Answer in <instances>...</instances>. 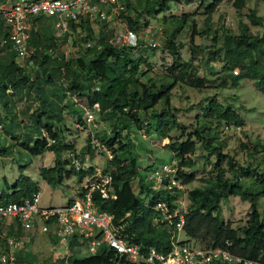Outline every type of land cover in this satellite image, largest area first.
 <instances>
[{"label": "trees", "instance_id": "16d2710c", "mask_svg": "<svg viewBox=\"0 0 264 264\" xmlns=\"http://www.w3.org/2000/svg\"><path fill=\"white\" fill-rule=\"evenodd\" d=\"M2 1L5 3L8 0ZM194 1L145 0L143 3V0H137L132 3L126 0L127 8L140 15L138 19L130 18L128 27L140 33L150 26L149 20L141 21L144 14L155 18L170 12L173 5H190ZM229 1L239 15L249 2ZM221 3L222 0H211L206 8L203 34L213 36L214 46L220 45L210 53V72L205 75H200L194 55L199 47L193 48L191 59L186 61L175 43L187 17L182 20L167 18L173 29L166 28L163 32L170 34L171 40L166 49L173 61L162 82L155 77L146 79L143 66L147 63V58L139 50L110 44L112 32L108 31L106 25L105 32L96 45L90 48L85 46V57L66 61L64 55L61 56L63 52L60 42H67L71 34L78 30L87 31L88 38L94 40L89 21L72 24L71 31L60 38L48 35L46 28L38 30L34 27L30 46L35 48L36 66L31 70L18 64L16 53L9 47H0L1 135L19 138L21 146L31 156H41L47 152L55 154L54 166L40 171L41 178L53 189L59 188L65 179L74 176L78 177L81 184L91 171H78L74 166L73 161H79L74 153L76 147L66 142L62 125L65 124L67 111L76 115L79 124L83 126H86L85 108H90L95 115L99 114L100 119L112 127V134L94 135L88 151L94 155L96 141L100 144L98 150L111 154L110 169L103 171V174L110 175L112 180L107 187L109 198L104 199L100 192H96L93 196L94 204L99 211L113 217L119 234L129 245L138 246L145 256L151 249L168 256L174 249L178 232L175 223L170 224L164 213L156 210L158 201L171 206L170 191H154L148 180L140 176V161L130 137L132 130L146 128L160 138L168 137L175 130L182 133L189 130V127L178 121L171 108L172 91L179 84L204 90L210 86V77L221 73L225 76L221 84L225 89L239 87L245 79L255 81L258 87L264 89V37L253 34L249 25L240 24L239 34L225 30L219 38L213 28V15ZM44 18L46 17H37L33 22L37 24ZM247 18L253 26H262L264 22L263 17L258 16L255 10H251ZM176 23L178 25L174 27ZM6 36L7 32L0 25V40ZM78 99H84L87 107L81 105ZM161 102L162 110L157 111L156 107ZM96 104L99 105L98 109L95 108ZM27 119L30 125L23 126L22 123ZM245 126V120L233 107L214 98L204 107L187 140H172L170 143L168 148L178 167L177 178L187 186L196 180L195 173L187 170H193L197 166L190 156L195 154L198 144L216 159L212 176L204 179L203 186L188 192L190 204L183 229L188 241L180 244L195 241L202 248L228 249L248 260L264 263V217L260 211V201L264 199V170L254 162L249 165L238 164L224 153L226 144L219 137L221 129H241ZM20 129L23 134L17 137L16 132ZM262 148L264 151V145ZM67 153L71 154V158L64 159L63 156ZM11 154L10 147L0 145V157ZM135 181H138V193L134 190ZM83 192L84 188L81 196ZM37 193L38 184L22 175L0 201L20 203ZM232 197H239L250 203L248 221L239 229L223 218L222 204ZM72 202L71 200L69 203ZM53 242L57 245L55 239ZM23 255L18 257L21 264L26 261L33 263L31 253ZM118 259L117 252L104 245L97 254L73 259L71 264H118V261L120 264H147L132 263L126 257ZM61 263L64 264L63 261Z\"/></svg>", "mask_w": 264, "mask_h": 264}, {"label": "rangeland", "instance_id": "374dc122", "mask_svg": "<svg viewBox=\"0 0 264 264\" xmlns=\"http://www.w3.org/2000/svg\"><path fill=\"white\" fill-rule=\"evenodd\" d=\"M126 6V0H120ZM135 3L137 0H130ZM211 0H209L210 2ZM4 1H0L3 3ZM209 2L202 3L200 0H195L192 4L173 5L171 11L165 14L149 18L145 14L141 21H150V26L139 34L141 36V45L143 48L139 50L140 54L147 58V63L143 66L146 72V79L155 77L162 82L163 77L166 76L168 68L172 65V56L166 49L168 42L171 40L170 34L167 35L163 31L166 28L173 29V26L167 21V18L176 17L182 20L187 17L183 23V29L178 35L175 43L180 47V51L184 60L189 61L192 57V50L198 46L194 55L196 57V64L200 75L209 74L211 63L208 62L213 51L217 49L220 44L214 46L213 36H205V19L206 8ZM145 3V0H143ZM127 7V6H126ZM251 10H255L256 14L264 19V0H249L247 7L238 14L234 8L233 3L229 0H222L221 5L213 15V28L217 31V36L220 38L225 30L233 34L240 33V24H247L253 34L264 37V22L262 26H253L247 15ZM122 18L129 26V19H138L139 13L127 8L126 15ZM42 22L34 24L38 30L46 28L48 35H54L58 38L54 25L53 18H44ZM111 23L116 21L112 20ZM118 25V24H117ZM176 23L174 25L177 26ZM94 40L88 38V32L83 30L75 31L67 42H60L61 51L66 61L85 57L87 49L85 45L87 41L92 45H96L100 39L101 34L105 31V25L93 23L92 25ZM214 35V33H213ZM156 38L159 40L161 47L152 50L144 47L147 38ZM36 60L33 59L27 62L23 67L31 70L35 68ZM150 67H148V65ZM151 68V71H149ZM219 68V66H217ZM224 75L210 77V86L204 90H197L186 85H177L172 91L171 108L177 116L178 121L189 127L184 133L175 130L169 134L168 137L160 138L148 129L138 130L133 129L130 137L135 144V153L140 161V176L145 177L150 183V174L156 168H161L164 165L173 166L175 163L172 152L168 148L172 140L186 141L190 132L195 129L197 118L202 115L204 107L209 101L216 98L226 106L233 107L245 120L246 126L241 129L224 128L220 130V139L226 144L224 153L232 157L240 165H249L251 163L259 164L261 170H264V89L257 86V83L252 80H242L239 87L223 88L221 86ZM79 103L87 107L84 99H78ZM22 106V105H21ZM163 103L157 105L156 110L161 111ZM89 111L90 108H88ZM93 112V111H91ZM93 122H88L87 116L86 126L79 124L78 117L70 112L65 114V124L62 125L64 137L66 142L74 144L76 149L74 153L78 156L80 163H87L92 165L95 169L101 172L110 169L111 157L105 151L94 149L92 156L88 147L90 140L96 134H112V127L108 123H104L99 114L95 115ZM23 126L30 125L29 119L22 123ZM3 134V132H2ZM23 131L17 130L16 136L20 137ZM47 135V133L45 132ZM0 145L10 147L12 154L0 157V191H9L14 186L18 178L22 175L30 177L38 184L39 193L41 195V205L44 207L65 206L69 202L75 201L81 196L83 185H86L88 178L83 180L80 184L78 177L74 176L71 179H65L62 186L53 189L40 176L42 168H51L55 164L56 156L52 152H47L41 156H31V154L21 146L19 138L11 135L10 137L1 135ZM197 151L190 156L196 163V168L187 170V172H194L196 180L189 184L188 192L204 185V179L212 176L213 163L216 159L209 156L200 144L197 146ZM64 159L71 158V154L67 153L63 156ZM24 167V168H22ZM91 178V177H90ZM134 190L139 192L138 181L134 182ZM223 218L230 222L234 228L239 229L246 225L250 213V203L243 201L241 198L232 197L222 204ZM260 211L264 217V199L260 201ZM181 242H187L188 238L184 232L180 235ZM193 245L200 246L199 243L193 241ZM31 256L33 257L32 264H62L60 254L55 253L54 249L57 247L52 239L46 236H38L29 241ZM86 253V249H84ZM24 257L26 255H23ZM28 261H26L27 263ZM24 263V264H26ZM29 263V262H28ZM27 263V264H28ZM30 264V263H29Z\"/></svg>", "mask_w": 264, "mask_h": 264}, {"label": "built area", "instance_id": "2783aa9c", "mask_svg": "<svg viewBox=\"0 0 264 264\" xmlns=\"http://www.w3.org/2000/svg\"><path fill=\"white\" fill-rule=\"evenodd\" d=\"M127 7L120 0H14L0 3V25L7 36L0 40V47H9L16 53L17 62L23 66L34 59L35 48L30 46L33 20L37 17L53 18L58 38L71 31L72 24L89 21L106 25L112 32L110 44L140 50L141 36L131 30L122 18ZM125 19V18H124ZM112 20L116 21L111 23ZM118 24V25H117ZM92 47L89 41L85 45ZM144 47L158 49L161 44L156 38H147ZM238 74V72H235ZM98 109L99 105L96 104ZM88 122L95 120L94 112L86 109ZM2 126L0 125V131ZM100 147V144L95 141ZM110 157L111 154L108 152ZM78 171H91L88 182L83 185L84 194L65 206L44 207L40 193L23 202L0 201V264H21L18 257L31 253L29 241L42 235L57 241L56 253L64 264L73 259L95 255L106 245L114 249L119 259L126 257L129 262L147 264H264L248 260L228 249H206L192 243L180 244V235L185 225V215L190 201L187 185L177 178L178 167L164 165L150 174V184L154 191L168 189L172 197L171 206L158 201L156 210L162 211L166 221L175 223L178 232L173 251L164 256L151 249L147 256L142 255L138 246L129 245L119 234L113 217L98 210L94 204V193L100 192L104 199L109 198L110 175H104L87 163L73 161ZM91 177V178H90ZM86 178V179H87ZM9 191H0V198ZM73 245V246H72ZM86 249V253L84 252ZM118 259V260H119ZM120 264V261H118Z\"/></svg>", "mask_w": 264, "mask_h": 264}, {"label": "crops", "instance_id": "0c3cea01", "mask_svg": "<svg viewBox=\"0 0 264 264\" xmlns=\"http://www.w3.org/2000/svg\"><path fill=\"white\" fill-rule=\"evenodd\" d=\"M8 1H11V0H8ZM20 106H21V104H20ZM22 107V106H21ZM56 249H54V251H55ZM55 253H56V251H55ZM28 258V257H27ZM25 259V258H24ZM58 264V263H57Z\"/></svg>", "mask_w": 264, "mask_h": 264}]
</instances>
